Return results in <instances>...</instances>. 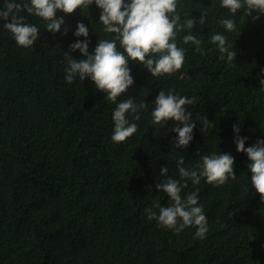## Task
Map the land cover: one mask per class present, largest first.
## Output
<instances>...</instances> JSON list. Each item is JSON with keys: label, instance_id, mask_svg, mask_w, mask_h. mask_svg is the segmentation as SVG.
I'll return each instance as SVG.
<instances>
[{"label": "trees", "instance_id": "trees-1", "mask_svg": "<svg viewBox=\"0 0 264 264\" xmlns=\"http://www.w3.org/2000/svg\"><path fill=\"white\" fill-rule=\"evenodd\" d=\"M180 2L197 19L205 10L198 5L207 7L208 26L193 31L204 40L205 54L178 37V46L188 49L184 80L180 73L153 78L130 61L135 82L117 103L131 97L149 108L133 121L137 133L121 144L111 139L116 104L90 79L77 77L71 84L64 79L65 52L86 59L70 51L72 43L88 39L92 53L107 38L101 10L93 3L84 13L66 15V35L63 28L46 31L39 18L22 12L26 22L41 27L27 49L0 21V264H264V202L251 185V161L237 151L233 131L240 127L246 148L264 139V15L227 32L217 22L226 14L220 0ZM78 22L89 28L88 38L74 36ZM212 31L232 43L235 66L219 60L207 39ZM169 89L196 98L186 106L197 123L186 149L175 147L174 121L163 128L152 124L156 96ZM205 117L209 125L203 132ZM213 152L234 157L237 178L220 187L188 181L182 192L199 189L206 237L194 238V227L175 233L148 220L145 208L158 212L155 204L170 201L156 188L165 178L161 169L168 167V175L179 179L177 157L189 167Z\"/></svg>", "mask_w": 264, "mask_h": 264}, {"label": "clouds", "instance_id": "clouds-1", "mask_svg": "<svg viewBox=\"0 0 264 264\" xmlns=\"http://www.w3.org/2000/svg\"><path fill=\"white\" fill-rule=\"evenodd\" d=\"M93 3L101 10L99 20L107 38H100L92 53H89L88 39L72 43L70 51L78 50L86 59H76L65 52L67 66L64 79L69 84L77 77L81 81L90 79L97 90L105 93L107 101L116 104L112 113L114 127L111 139L121 144L137 133L138 124L133 121H139L141 112H147L149 108L145 100L136 103L131 97L117 103L118 98L127 93L135 82L130 61L142 65L153 78L180 73L178 78L186 79L187 73L181 70L188 49L178 46V37L180 44L191 45L195 52L204 55V40L199 34L194 35L193 31L208 26L209 13L207 7L199 4L205 10L200 11L197 19L191 16V12L182 11L184 6L180 0H129L127 3L125 0H5L0 7V21H3L2 27L11 33L16 44L27 49L38 40L41 27L26 22L22 12L39 18L46 31L56 34L61 33L63 28L66 35L65 16L77 9L84 13ZM219 7L226 10V14L220 16L217 22L227 32H235L239 24L245 25L249 19L254 22L264 15V0H220ZM74 36L88 38L89 28L78 22ZM207 39L218 50L219 60H226L230 66L236 65L237 53L227 36L212 31ZM260 84L261 90H264V79L260 80ZM195 103V97L182 96L175 89L160 90L156 96L150 113L152 124L163 128L169 121H174L176 126L171 131L178 134L174 138L176 148L186 149L194 138L193 130L197 123L192 122V113L186 106ZM201 124L204 132L209 125L207 117ZM233 131L236 133L234 142L237 151L246 153L251 161L248 165L252 174L251 185L264 202V139L246 148L247 137L239 135L240 127L234 125ZM234 162L231 154L213 152L203 155L195 166L185 167L184 158L177 157L179 179L170 177L168 167H163L161 175L165 178L156 185L158 191L170 197V201L166 206L155 204L158 212L153 207L145 208L147 219L155 220L161 227L175 233L194 227V238L204 239L209 226L203 205L199 203V189L186 196L182 195L183 189L188 187V181L195 186L205 180L209 185L220 187L229 179L235 180Z\"/></svg>", "mask_w": 264, "mask_h": 264}]
</instances>
